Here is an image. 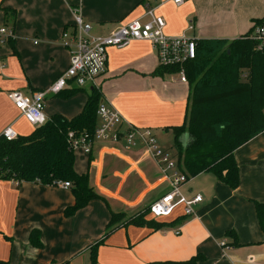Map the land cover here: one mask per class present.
<instances>
[{
	"label": "crops",
	"instance_id": "0c3cea01",
	"mask_svg": "<svg viewBox=\"0 0 264 264\" xmlns=\"http://www.w3.org/2000/svg\"><path fill=\"white\" fill-rule=\"evenodd\" d=\"M147 6L165 19L167 35L198 40L240 38L264 16V0H187L180 6L173 0H0V28L13 32L12 43L0 42V136L7 127L18 135L36 128L8 92L47 90L65 71L70 53L62 46L61 35L74 27L77 14L92 26L93 35L103 36L143 17ZM4 9L11 11L9 15ZM118 50L123 57L118 53L111 62L108 52L107 71L98 80L104 100L132 124L170 125L174 109L185 105L186 117L191 86L179 78L169 80L170 74H153L159 63L149 41L135 40ZM88 97L85 90L48 93L44 112L48 119L55 115L72 119L83 111ZM190 141L189 134L182 137L184 145ZM100 148L93 153L95 165L89 161L84 171L76 162L75 168L78 173L89 171L90 184L101 195L105 172L97 164L102 153L109 152ZM131 154L139 167L154 162L141 149ZM234 154L240 171L237 188L212 171L190 178L183 194L203 197L195 216L187 217L179 207L162 219L176 222L160 230L119 226L99 244L96 264H159L199 254L203 256L199 264H264V230L256 209V203L264 206V131ZM106 200H91L66 216L65 209L75 203L72 188L0 180V259L10 264H90L91 247L104 238L112 211L118 212L112 200ZM34 229L40 232L42 247L30 242Z\"/></svg>",
	"mask_w": 264,
	"mask_h": 264
},
{
	"label": "trees",
	"instance_id": "16d2710c",
	"mask_svg": "<svg viewBox=\"0 0 264 264\" xmlns=\"http://www.w3.org/2000/svg\"><path fill=\"white\" fill-rule=\"evenodd\" d=\"M4 11L7 15L11 12L9 9ZM252 32L253 28L236 39H196V58L185 65L191 84L185 121L182 125L173 126L177 163L189 178L212 171L221 181L237 188L240 171L234 153L264 131V54L256 50ZM179 70V66H159L153 74L165 76ZM102 100L100 89L92 88L78 116L67 119L55 115L30 134L19 135L14 140L1 135L0 180L45 185L58 180L70 181L75 203L65 209L66 216L74 215L91 200L107 201L91 186L89 171H76L75 150L68 137L72 131L93 136L99 123L97 113ZM185 134L191 137L188 145L182 142ZM93 159L94 156L90 155L89 161ZM256 209L264 230V206L256 203ZM148 215V208L140 216L129 218L112 211L104 238L91 247L90 264L97 262L99 244L119 226L149 225L153 230H160L176 222L149 220ZM30 242L37 248L42 247L39 230L31 232ZM202 258L199 254L188 260L159 264H199ZM0 264L10 262L0 259Z\"/></svg>",
	"mask_w": 264,
	"mask_h": 264
},
{
	"label": "built area",
	"instance_id": "2783aa9c",
	"mask_svg": "<svg viewBox=\"0 0 264 264\" xmlns=\"http://www.w3.org/2000/svg\"><path fill=\"white\" fill-rule=\"evenodd\" d=\"M178 6L187 0H173ZM165 19L156 14L155 8L146 7L143 17L122 24L107 35L97 36L91 33L92 26L83 21L81 15L75 17L74 27L64 29L61 44L70 53V61L65 71L57 77L47 90L24 94L19 90H11L8 97L21 111L22 115L34 127L41 126L48 120L44 109L47 94H59L64 90L99 88V78L106 73L108 66V49L124 48L132 41H149L156 51L159 66H179L175 73L181 82H188L185 65L196 58V38L188 35L170 36L165 32ZM13 37V32L6 27L0 28V42L6 43ZM252 39L256 42V50L264 54V16L253 26ZM99 123L93 136L69 133V140L74 148H82L89 155L93 154L98 145L100 150L112 151L120 146L125 151L145 147L151 153L159 168L163 180L167 182V190L149 206V214L154 218L171 216L179 207H183L187 217L195 216L197 206L203 197L197 194L187 197L182 187L189 176L182 171L176 160L162 150L157 139L149 129H142L129 122L112 103L102 100L98 107ZM7 140H14L19 135L11 127L3 133ZM96 161V159H95ZM52 185L71 188L70 181L58 180ZM222 247L226 243L222 242Z\"/></svg>",
	"mask_w": 264,
	"mask_h": 264
},
{
	"label": "rangeland",
	"instance_id": "374dc122",
	"mask_svg": "<svg viewBox=\"0 0 264 264\" xmlns=\"http://www.w3.org/2000/svg\"><path fill=\"white\" fill-rule=\"evenodd\" d=\"M190 28H193V24H191L189 29ZM119 51L122 50H118V48H110L108 50L111 62L114 60V55H117L118 53V55L123 57L124 52L120 53ZM166 76L169 77V80L179 78L176 74ZM85 91L89 94L90 88H86ZM185 109L186 105L184 107H179V109H174L170 116V120L173 123L170 125H159L154 122L140 125L133 124L142 129H149L152 132V136L157 139L156 141L159 147L169 153L171 157L178 162V151L174 143L173 126L174 124L182 125L184 123ZM155 121L159 122L157 119ZM139 149L143 150L152 158V155L147 148L140 147L136 150ZM108 152V154L102 153V158L97 164L100 168L102 167V169H104L102 172H105L101 182V186L103 187L101 188L102 191L100 193L105 198L112 200L116 206L115 209L118 213L124 214V218L140 216L147 210V208L149 209L150 204L154 200L167 190V182L163 180V177L158 173V170L156 171L157 168L154 162L147 164L143 162L144 166L139 167L131 154L133 151H125L120 146H114L113 150ZM75 155L76 162L83 167L84 171H87L90 155L82 148L78 147L75 149ZM91 162L92 165H95V158ZM148 219L161 221L163 218L160 220L149 214ZM118 221H120V218Z\"/></svg>",
	"mask_w": 264,
	"mask_h": 264
},
{
	"label": "water",
	"instance_id": "95a60500",
	"mask_svg": "<svg viewBox=\"0 0 264 264\" xmlns=\"http://www.w3.org/2000/svg\"><path fill=\"white\" fill-rule=\"evenodd\" d=\"M92 89V88H91Z\"/></svg>",
	"mask_w": 264,
	"mask_h": 264
}]
</instances>
